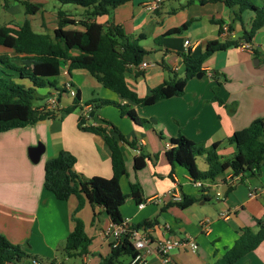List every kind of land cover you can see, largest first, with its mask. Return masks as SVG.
Listing matches in <instances>:
<instances>
[{
    "label": "crops",
    "instance_id": "1",
    "mask_svg": "<svg viewBox=\"0 0 264 264\" xmlns=\"http://www.w3.org/2000/svg\"><path fill=\"white\" fill-rule=\"evenodd\" d=\"M38 1L52 3V0H31L32 3ZM152 1L135 0L116 8L110 16L96 18L105 26L121 25L129 37L139 39V45L151 50L144 61L152 66L146 70L132 68L126 74L128 86L141 97L165 81L184 78L183 53L191 51L198 57L209 41L239 39L243 28L249 30L251 26V14L244 13L243 22H238L234 11L222 2L202 5L200 0H158V8L150 11L147 4ZM76 10H79L76 14L65 13L70 19L84 20L86 10L78 6ZM59 11H63L61 7L48 12L43 6L37 14L27 15L23 0H0V27L18 26L29 20L34 32L53 36ZM220 19L225 21L222 26L213 22ZM187 22L191 24L181 34L165 36ZM67 29L84 28L69 25ZM175 35L178 36L174 37L175 44H167L166 40ZM185 41H190L192 47L185 48ZM243 44L209 57L202 68L203 76L189 80L182 96L151 106L123 99L106 89L89 72L69 71L65 64L55 78L57 87H48V92L40 95L35 103V106L42 105L48 96L57 95L56 117L0 133V234L13 244L22 245L42 264L53 261L54 264H73L70 261L74 258H80L81 264H100L101 257L110 254L112 240L104 232L112 221L104 208H92L85 201L77 216L85 223L86 234L92 239L89 253L73 258L66 255V239L74 229L72 217L79 200L71 196L67 201H60L44 187L46 162L63 150L76 157L75 171L83 177L110 179L113 176L109 148L100 136L79 128L81 116L89 124L101 125L103 120L112 123L127 141L121 143L127 168V175L120 182L121 189L129 195L130 185L139 183L145 207L139 209L128 197L121 207L122 218L133 227L140 225L139 229H146L154 241L168 236L196 239L198 251H173V264H216L234 245L243 228L250 227L257 232V222L264 223V167L256 175L235 176L229 170L215 181L202 182L203 187L198 188L185 168L179 165L173 168L166 158L170 140L183 135L205 147L221 143L217 150L219 156L222 160H230L236 147L227 140L254 120L264 118V28L250 43L253 51ZM16 56L13 50L0 46V58ZM17 64L23 66L21 62ZM4 71L12 73L0 62V76ZM66 83L79 92L82 107L69 114L63 111L73 104L75 97L64 88ZM95 100L128 106L143 121L122 115L114 105L95 112L97 121L95 115L92 121V107L87 104ZM38 143L44 145L45 151L39 163L34 164L28 150ZM141 154L150 158L145 168L136 171L134 161ZM197 165L201 171L209 168L205 156L197 157ZM175 186L182 197L187 196L195 202L182 208L172 201L169 192ZM252 191L256 194L254 197L249 196ZM154 198L158 201H152ZM225 211L231 212L228 219L221 217ZM205 220L209 221L210 230L202 233L200 223ZM146 221L153 225L145 227ZM121 261L120 264H129L130 257ZM144 264H160V260L152 255ZM236 264H264V241Z\"/></svg>",
    "mask_w": 264,
    "mask_h": 264
},
{
    "label": "trees",
    "instance_id": "2",
    "mask_svg": "<svg viewBox=\"0 0 264 264\" xmlns=\"http://www.w3.org/2000/svg\"><path fill=\"white\" fill-rule=\"evenodd\" d=\"M57 1L64 5L71 4L84 8L86 10L84 20L70 19L64 11H59L53 36L34 32L29 20L18 26L0 27V46L17 54L16 58H0V62L12 72L9 74L4 71L3 76H0V133L56 117L55 114L41 112L35 106L40 97L37 95V89L56 88L55 78L61 74L65 64H68L69 71L82 69L89 72L106 89L123 99L140 106H151L165 99L182 96L188 81L198 74H204L202 68L209 57L216 52L238 47L241 43H251L257 33L264 28V0H200L202 5L222 2L234 11L235 20L238 22H243L244 13H250L252 15L250 29L243 28L242 36L236 40L209 41L205 51L198 57L191 51L183 53L181 56L185 65L184 78L165 81L152 89L147 96L141 97L128 86L126 74L132 67L140 65L151 54V50L139 45V39L129 37L121 25L110 23L105 26L96 21V18L110 16L116 8L135 0ZM23 4L27 15H35L43 8L42 4L32 3L31 0H23ZM213 22L220 26L225 24L221 19ZM190 24L191 22H187L179 28L172 29L165 36L181 34ZM69 25H80L84 29H67ZM255 54L260 56L258 51ZM20 55L24 56L19 58ZM17 62H21L23 66H18ZM24 80L29 81L30 85L22 82ZM87 105H91L92 111L95 112L104 106L114 105L120 109L122 115H130L136 121H143L129 110L128 106L117 105L108 100H95ZM77 109H82L79 92L76 93L73 104L63 113L69 114ZM94 119L96 122L97 115ZM78 126L81 130L94 133L105 141L111 153L113 176L110 179L100 176L89 179L83 177L75 171L76 157L65 150L46 162L45 189L60 201H67L71 196H76L79 200L72 217L74 229L68 235L64 249L69 258L88 254L92 243V239L86 234L85 223L77 216L85 201H88L92 208H104L114 224H121L124 221L121 207L128 197L137 205L143 202V188L139 183L130 185L129 195L124 194L121 189V179L127 175L121 143L127 141L118 128L106 120H103L101 125L89 124L84 116L80 117ZM227 142L236 147V153L232 159L222 160L217 152L221 143L205 147L180 135L170 140L166 158L173 168L179 165L187 170L194 181L202 182L215 181L229 170L235 176L245 173L256 175L264 167V118L256 119L249 127L235 132ZM199 156H205L209 165L208 170L201 171L198 168ZM149 158L141 154L134 161V169L139 171L145 168ZM194 202V199L183 196L182 201L177 204L186 208ZM143 225L150 227L153 222L146 221ZM257 226L259 228L257 232L250 227L243 228L234 245L216 264H236L238 260L259 247L264 241V223L258 221ZM135 228H140V225ZM110 247V254L101 257L100 264H120L124 257L135 256V249L129 236L122 239L116 247H113L112 243ZM35 259L22 245L13 244L0 234V264H32Z\"/></svg>",
    "mask_w": 264,
    "mask_h": 264
},
{
    "label": "built area",
    "instance_id": "3",
    "mask_svg": "<svg viewBox=\"0 0 264 264\" xmlns=\"http://www.w3.org/2000/svg\"><path fill=\"white\" fill-rule=\"evenodd\" d=\"M159 6L158 0H153L149 4H147V9L150 11H154ZM185 48H191L192 43L190 41L184 42ZM243 47L253 51L252 46L250 43H244ZM150 66H152V63H147L143 61L140 65L136 67H132L134 69L138 70H146ZM65 89H67L70 94L75 97L76 91H74L72 85L70 83H66L64 86ZM38 109L46 114H56L59 110V99L57 95L48 96L45 101L42 103V105L37 106ZM194 186L198 188L203 187L202 181H193ZM172 201L175 203H179L182 201V195L178 188L175 186L170 192H169ZM221 195V194H218ZM256 194L254 191L249 193L250 197H254ZM152 201L157 202L158 198L152 199ZM151 201V202H152ZM145 207V203L142 202L138 205L139 209H143ZM231 215L230 211H225L221 214V217L224 219H228ZM200 228L202 233H207L210 230V223L208 220L202 221L200 223ZM105 235L108 236L112 240L113 247H116L120 244L122 239L126 238L127 236L130 237V240L133 244V247L135 249V256L130 258L129 264H144L147 262L148 257L154 255L160 260V264H173L171 254L173 251L182 249V250H188L191 252L196 253L198 251V243L195 238L193 237H174V236H168L164 239L154 241L151 239L150 235L148 234V231L146 229H139L135 228L132 225H130L128 220H124L121 224H114L111 223L107 229L105 230ZM32 264H42L38 260H33Z\"/></svg>",
    "mask_w": 264,
    "mask_h": 264
},
{
    "label": "rangeland",
    "instance_id": "4",
    "mask_svg": "<svg viewBox=\"0 0 264 264\" xmlns=\"http://www.w3.org/2000/svg\"><path fill=\"white\" fill-rule=\"evenodd\" d=\"M52 3H45V2H42V1H38V3L37 4H44L43 6H45V9L48 11V12H50V11H53V10H55L56 9V11H58L59 10V7H61L62 8V10L64 11V12H67V13H73V14H76V13H78L79 12V10H76V7L77 6H75V5H71V4H69V5H64V4H61V3H59L57 0H52L51 1ZM54 5L55 6H57L56 8H54ZM22 8V11H24V7H21ZM247 14H250V13H248L247 12ZM44 17H46V15H44ZM174 37H178L177 35H175V36H172V37H169L167 40H166V43L167 44H175V42L177 41V40H175V38ZM171 38V39H170ZM180 38V37H179ZM204 81H207V79L206 78H204ZM22 82H25V83H28L29 81H27V80H24V81H22ZM48 90H49V88L48 87H46V88H39V89H37V95L38 96H40V95H44L46 92H48ZM198 168H199V166H198ZM200 169V168H199ZM127 257H124L123 259H126ZM71 263H73V264H81V260H80V258H74V259H72V261H70Z\"/></svg>",
    "mask_w": 264,
    "mask_h": 264
},
{
    "label": "water",
    "instance_id": "5",
    "mask_svg": "<svg viewBox=\"0 0 264 264\" xmlns=\"http://www.w3.org/2000/svg\"><path fill=\"white\" fill-rule=\"evenodd\" d=\"M203 76V74H198L197 77L201 78ZM95 115V111H92L90 113V118L93 121ZM45 151V147L42 143H38L36 146L34 147H30L28 150V154H29V158L31 160L32 163L37 164L39 163L41 156L43 155Z\"/></svg>",
    "mask_w": 264,
    "mask_h": 264
}]
</instances>
